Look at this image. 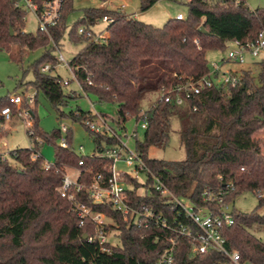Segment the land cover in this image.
Masks as SVG:
<instances>
[{
    "label": "trees",
    "instance_id": "obj_1",
    "mask_svg": "<svg viewBox=\"0 0 264 264\" xmlns=\"http://www.w3.org/2000/svg\"><path fill=\"white\" fill-rule=\"evenodd\" d=\"M40 6L44 0H34ZM159 0H140V10L146 11ZM185 18H169L163 26L136 19L123 9L87 7L83 16L69 29V39L84 43L70 60L76 80L86 94H95L102 102L118 105V123L130 118H145L148 122L143 140L135 138V148L147 167L156 173L176 195L202 204L207 188H221L230 184L229 201L245 193L264 192V154L262 140L255 135L264 129V59L258 72L245 70L236 87L206 88L185 106L166 103L159 96L147 110L143 101L150 94H161L163 87L173 86L188 79L196 80L209 70L207 52L224 48L234 39H256L264 29V8L247 4L234 5V0H187ZM74 0H65L62 25L51 29L57 45L65 33L69 14L74 12ZM113 18L107 26L110 36L95 42L78 32L80 26H94L104 16ZM26 12L15 6L14 0H0V49L22 59L25 49H44L33 64L34 79L28 84L37 95L42 91L58 111L60 117L82 123L93 137V155H77L72 147V132L68 127L67 146L56 145L55 162L44 167L37 137L52 142L61 137L62 129L46 133L36 120L35 109H30L34 121V147L10 150L9 157L0 158V264H152L168 246L173 235L154 225L146 227L142 220L133 222L114 209L111 204L93 203L86 195L81 200L95 211L111 219L103 231L114 230L121 240V248L103 251L97 239L89 241L100 228L90 220L79 225V217L71 203L61 196L62 172L66 168L82 169L81 180L89 181L93 174L108 163L100 156L118 139L107 133L96 132L86 120L95 119L93 111L78 108L65 113L60 109L76 92L65 90L64 79L55 74L58 66L55 46L50 37L37 30L25 31ZM203 26L206 32L199 31ZM11 29L13 33H11ZM17 48V49H16ZM16 49V50H14ZM51 62L48 72L42 66ZM244 85V87H242ZM8 94L0 97V112L10 105L13 116L15 105ZM23 105L30 106L27 99ZM198 109L194 110L193 106ZM144 113L142 114V112ZM1 117V113H0ZM180 121V140L186 152L182 160H167L149 156V149L166 147L171 138L172 120ZM80 160L82 163L80 164ZM244 168V169H242ZM133 185L131 195L135 206L146 204L172 216L175 211L167 205L148 177L145 184L127 177ZM144 187L143 193L138 190ZM264 200L259 198V206ZM235 222L225 230L231 249H237L243 261L262 264L264 241L251 229L264 230V213L258 208L246 213L233 210ZM86 235V237H84ZM226 258L218 252L190 255V242L177 239L174 264H221Z\"/></svg>",
    "mask_w": 264,
    "mask_h": 264
},
{
    "label": "built area",
    "instance_id": "obj_2",
    "mask_svg": "<svg viewBox=\"0 0 264 264\" xmlns=\"http://www.w3.org/2000/svg\"><path fill=\"white\" fill-rule=\"evenodd\" d=\"M244 2L247 4L246 0H234V5L238 6ZM14 3L16 7L23 9L26 15L29 12L33 13L38 24L37 30L47 34L51 39L52 45L59 49V55L57 56L58 65L67 67L72 72L74 78H76L69 64L70 61H66L65 56L51 34L53 27L62 25L65 0H44L41 6L34 0H14ZM176 18L182 20L185 18V15L179 13ZM24 19L26 20V16ZM112 21L113 18L106 15L97 21V23H104V28L97 31L93 26L83 25L78 28V32L92 41L103 42L110 36L107 26ZM227 44L229 45L227 54L220 61L212 63L205 74L196 80L188 79L173 86L163 87L161 99L166 103L176 106H185L191 100L199 97L206 88L222 85L236 87L241 83L244 71L251 69V66H255L259 61L264 59V29L258 33L256 39L245 41L234 39L228 41ZM228 64H235L237 68L227 66ZM41 69L44 72H48L50 65L45 64ZM69 83V79H64L65 85H69ZM36 95L37 92L26 96L29 105L35 103ZM9 100L15 106L23 103L21 95H12ZM193 109L197 110L198 107L195 105ZM30 112V110H26L19 112L18 115L31 118ZM0 113L1 132L4 123L12 119L13 112L11 106L8 105L3 107ZM93 113L96 115L95 119L86 120V124L96 132H108L119 141L115 145L109 146L100 155L107 158L108 163L102 169L95 172L89 181L81 180L82 169H77L75 178L65 170L62 172V185L59 188L61 196L71 203L72 210L78 215L80 226L84 225L86 220H90L100 228V231L95 236H89V241L97 239L101 249L106 252L119 249L117 246H113L107 242L108 238L117 236V232L114 230L103 231L104 225L110 223L111 219L103 212L95 211L91 206L83 202L80 199L83 195L91 198L93 203L111 204L114 209L124 215L126 220L130 219V217L135 223L142 220L146 227L154 225L158 229H164L173 234L168 239V246L160 253L157 261L152 264H174L177 239L179 238H185L190 242L191 256L218 252L226 258L224 264H253L243 261L240 251L231 249L225 236V230L235 222L233 201L227 199L230 189H233L232 185L227 184L217 189H205L202 194V204L194 203L187 198L176 195L156 173L147 167L141 153L136 148L135 150L130 148L129 141L132 138L138 137L139 128L143 130L147 129L148 122L145 118H134L137 121V125L131 134L124 133V136L127 138V142H125L123 135L118 134V131L107 123V119L103 114L97 111H93ZM30 126L29 133L33 135L35 129L32 127V123ZM61 129L62 132L66 133L68 126L63 125ZM62 146H67L66 138H62ZM80 149L83 150L84 147L81 145ZM9 152H3L0 149V158L2 160L8 158ZM39 155L40 152H34L33 158H37ZM119 162L126 163L130 169H118L117 165ZM79 163L81 164L82 161L80 160ZM50 165L51 163L44 162L45 168H49ZM149 176L152 177L153 186L160 194V197L167 205L174 209L175 213L172 216L162 211H157L153 206L146 204L135 206L133 204L131 189H134V187L127 181V177L135 178L140 183L145 184ZM144 190L145 188L141 187L138 192L143 193ZM258 197L264 200V192L258 194ZM111 231H114L112 235H110ZM262 240L264 241V238ZM262 264H264V261Z\"/></svg>",
    "mask_w": 264,
    "mask_h": 264
},
{
    "label": "rangeland",
    "instance_id": "obj_3",
    "mask_svg": "<svg viewBox=\"0 0 264 264\" xmlns=\"http://www.w3.org/2000/svg\"><path fill=\"white\" fill-rule=\"evenodd\" d=\"M126 1L128 2V6L123 10L127 14L144 22L150 21L148 23L156 26H163L170 17H176L179 12L186 14L188 11L187 6L180 0H160L156 5L146 11L140 10V0ZM122 2L123 1L121 0H74L75 11L69 14L67 27L59 45V48L65 56L67 62H69L84 46V43L75 44L71 42L68 36L69 29L72 24L83 16V9L87 7L101 6L109 9H118V5ZM246 2L251 8H264V0H246ZM135 14H137V17ZM104 27L105 24L102 22L93 26V28L97 31ZM37 29L38 24L36 18L33 13L29 12L26 15L25 31L36 33ZM228 46L229 45L226 43L224 48L208 51L206 55L208 65L211 66L212 63L220 61L227 54ZM43 52V48L37 50L25 49L22 59H17L14 57L12 52L0 49V97H5L8 94H14L21 95L22 98L25 99L27 95L36 92L35 88L29 86L28 84L34 79L32 66L41 58ZM54 55H59L58 48L54 49ZM45 64H48L51 67L50 61H47ZM227 66L237 68L235 64H228ZM250 68L253 74L258 72V66L255 65ZM54 73L59 74L63 79L70 80V84L65 86V90L67 92H76V98L68 99V103L60 107L62 111L69 113L70 111H75L78 108L85 111H97L106 117L107 123L116 129L118 134L123 135L124 141L127 142V138L124 136V133L131 134L134 131L137 125V121L134 118H130L124 123H118V105L116 103L102 102L95 94H86L83 92L80 84L76 78H74L72 72L63 65H58ZM159 96H161V94H150L143 101V110H147L151 104L159 98ZM14 109L15 115L10 121L4 123L0 132V149L3 152L8 153L10 150L14 149L31 148L35 145V140L28 134V130L31 128L30 124L34 121L29 117L18 115L19 112H24L30 109H35L38 126L46 133L50 134L55 130L61 129L63 125H67L72 132L71 147L77 155H91L95 151L96 146L88 129L80 122H73L68 117H60L59 111L50 104L42 91L38 92L37 102L33 105L26 106L22 103L19 106H15ZM179 132L180 121L177 117H174L172 120L171 138L169 144L166 147H151L149 149V156L167 160L184 159L186 152L183 144L181 143ZM66 135L67 133L62 132L61 137H59L55 143L47 141L43 142L40 137H37L36 140L40 142V153L42 154L45 163L55 162L56 145H62V138H66ZM143 136L144 130L139 128L138 139L143 140ZM255 136L262 140L261 148L264 154V129L259 131ZM129 143L130 148L135 150V139H130ZM81 145L84 147L83 150L80 149ZM117 167L120 170L130 169L124 162H119ZM65 170L74 178L76 177L77 169L66 168ZM232 205L234 209L241 212L249 213L258 208L259 212L264 213V206L258 207L259 197L254 192H245L237 196ZM251 231L256 236L264 238V230L259 231L251 229ZM113 232L114 231H111L110 235H112ZM107 242L113 246L121 248V240L118 235L108 238Z\"/></svg>",
    "mask_w": 264,
    "mask_h": 264
},
{
    "label": "crops",
    "instance_id": "obj_4",
    "mask_svg": "<svg viewBox=\"0 0 264 264\" xmlns=\"http://www.w3.org/2000/svg\"><path fill=\"white\" fill-rule=\"evenodd\" d=\"M121 1H123V2H122L120 5H118V7L121 8V9L126 8V7L128 6V2H127L126 0H121ZM159 1H160V0H159ZM159 1H158V2H159ZM158 2H157V3H158ZM157 3H156V4H157ZM156 4H155V5H156ZM101 7H102V6H101ZM179 13H183V12H179ZM179 13H178V14H179ZM140 14H141V12H140ZM183 14H184V13H183ZM135 15H136V17H137V14H135ZM184 15H185V14H184ZM170 18H171V17H170ZM146 22L148 23V22H150V21H146ZM69 84H70V83H69Z\"/></svg>",
    "mask_w": 264,
    "mask_h": 264
},
{
    "label": "water",
    "instance_id": "obj_5",
    "mask_svg": "<svg viewBox=\"0 0 264 264\" xmlns=\"http://www.w3.org/2000/svg\"><path fill=\"white\" fill-rule=\"evenodd\" d=\"M199 31H201V32H206V30H205V28H204L203 26H201V27L199 28ZM11 33H13V30H12V29H11ZM242 87H244V85H242ZM84 237H86V235H85Z\"/></svg>",
    "mask_w": 264,
    "mask_h": 264
}]
</instances>
